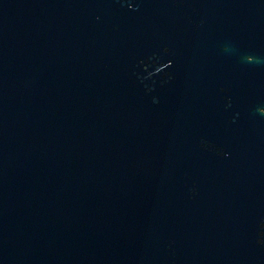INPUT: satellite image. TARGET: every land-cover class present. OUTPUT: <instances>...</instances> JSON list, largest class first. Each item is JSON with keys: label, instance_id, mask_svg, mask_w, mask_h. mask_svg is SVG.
Returning <instances> with one entry per match:
<instances>
[{"label": "water", "instance_id": "obj_1", "mask_svg": "<svg viewBox=\"0 0 264 264\" xmlns=\"http://www.w3.org/2000/svg\"><path fill=\"white\" fill-rule=\"evenodd\" d=\"M259 108L264 0H0V264H264Z\"/></svg>", "mask_w": 264, "mask_h": 264}, {"label": "clouds", "instance_id": "obj_2", "mask_svg": "<svg viewBox=\"0 0 264 264\" xmlns=\"http://www.w3.org/2000/svg\"><path fill=\"white\" fill-rule=\"evenodd\" d=\"M227 50V49H226ZM151 59H157V57H152ZM246 60H247V62H249V63H252L253 61H254V58L252 57V56H248V57H246ZM156 71L158 72V71H160V69L159 68H157L156 69ZM171 77H169V79H170ZM159 101H158V99L157 98H153V103H158ZM230 106V105H229ZM257 111L261 114V115H264V108H259V109H257ZM228 154L227 153H225V156H227ZM261 243H264V241H261Z\"/></svg>", "mask_w": 264, "mask_h": 264}]
</instances>
